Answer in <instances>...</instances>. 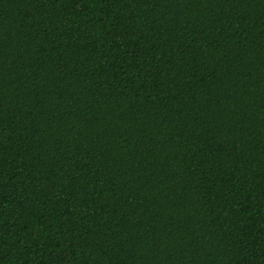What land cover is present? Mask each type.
<instances>
[{
  "label": "trees",
  "instance_id": "trees-1",
  "mask_svg": "<svg viewBox=\"0 0 264 264\" xmlns=\"http://www.w3.org/2000/svg\"><path fill=\"white\" fill-rule=\"evenodd\" d=\"M0 264H264V0H0Z\"/></svg>",
  "mask_w": 264,
  "mask_h": 264
}]
</instances>
